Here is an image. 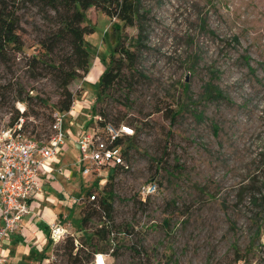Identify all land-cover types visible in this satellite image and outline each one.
<instances>
[{"label": "rangeland", "instance_id": "1", "mask_svg": "<svg viewBox=\"0 0 264 264\" xmlns=\"http://www.w3.org/2000/svg\"><path fill=\"white\" fill-rule=\"evenodd\" d=\"M140 2L147 14L146 37L135 51L139 73L131 77L124 67L129 95L119 85L100 102L98 83L110 51L119 36L137 30L113 31L119 20L93 6L86 10L91 56L87 73L69 84L75 107L63 113L59 148H77L82 108L86 122L100 105L122 115L135 135L127 168L106 166L84 175L76 167L69 186L78 196L75 211L88 200L83 189L112 188V229L120 233L115 252L103 250L109 252L107 264H264V0ZM19 12L23 53L11 67L0 63V132L14 128L11 118L26 109L27 116L18 117L21 133L46 140L58 88L42 67L31 75L24 55L37 53L47 22L34 6ZM149 183L156 191L146 198L140 192ZM69 223L77 243L101 224L93 219L79 229L80 214ZM130 229L131 235L121 232ZM134 242L140 256L131 250ZM57 244L51 240L48 254L54 264L61 260ZM235 251L246 261H235Z\"/></svg>", "mask_w": 264, "mask_h": 264}, {"label": "trees", "instance_id": "2", "mask_svg": "<svg viewBox=\"0 0 264 264\" xmlns=\"http://www.w3.org/2000/svg\"><path fill=\"white\" fill-rule=\"evenodd\" d=\"M27 4L40 10L44 14L47 24L38 40L39 49L37 53L24 55L26 66L33 76L39 74V67L48 70L52 75L53 81L58 88L57 101L52 105L54 111L65 113L70 110L74 96L69 89V84L72 80L83 77L88 71L91 54L85 36L93 31V27L88 26L85 21L86 10L92 6L108 17L115 18L122 23L121 26L112 24L111 28L113 31L117 28L124 31L125 27H134L137 30L135 35L128 38L127 36L118 37V42L109 54V65L106 66L100 75L96 101L100 102L115 88H118L119 85L124 89L123 93L126 96L129 95L131 87L124 88V82L127 78L123 68L126 67L130 71L131 77L134 76V73H139L134 65L135 51L146 37L145 18L147 11L141 5L140 0H14L12 5L5 0H1L0 63L4 64V66H13L15 57L23 53L24 42L18 32L21 28L22 19L19 11L25 8ZM116 53H118V56L115 59ZM21 101L24 102L25 100ZM40 101L45 105L47 104L45 103L46 100L40 99ZM25 104L27 108V103ZM24 111L21 113L16 111V115L11 118L10 123L14 125L18 122V117L27 116V112ZM52 113L48 117V125L52 122ZM96 114H99L102 118V120L97 121L100 125L105 122L121 123L123 118L122 115H113L111 112H107L102 105L97 108ZM171 115L169 114V117H172ZM21 131L23 129H20ZM134 135L135 130L132 135H125L117 141L122 146L121 152L124 164L117 165L112 169L128 167L125 158L129 147L133 146L132 138ZM36 136L26 137L38 139ZM81 192L82 197L86 196L88 200L80 207L79 229L89 228L93 219L101 222V224L97 225L91 232V236L87 239L85 238L83 242L77 243L74 236L70 235V233L56 241L59 244L55 247V254L61 256L59 264H85L93 260L96 252L109 253L108 251H103L106 248L113 252L116 243L119 242L117 234L120 231L112 229L114 213L112 188L110 186L107 187L105 184L101 190L93 186L86 189V191L83 189ZM92 194L95 195L94 199L90 198ZM127 231L129 232L121 230L125 235L126 233L131 235L132 230ZM115 240L116 242H114ZM130 246L137 256L143 253L137 242ZM145 257L149 259L147 255ZM234 260L244 262L246 261V256L235 251ZM48 264L54 263L48 262Z\"/></svg>", "mask_w": 264, "mask_h": 264}, {"label": "built area", "instance_id": "3", "mask_svg": "<svg viewBox=\"0 0 264 264\" xmlns=\"http://www.w3.org/2000/svg\"><path fill=\"white\" fill-rule=\"evenodd\" d=\"M73 107L74 100L70 110ZM52 118L50 135L46 140L23 135L20 122H16L14 128L8 127L0 132V264H4L6 258L2 241L16 230L21 218L28 212L30 199L41 190V169L64 143L63 113L54 111ZM98 120H102L99 114L89 116V125L76 134L74 140L79 149L74 166L84 175L97 172L101 167L113 168L124 164L122 146L117 141L134 133L133 128L123 122L100 125ZM19 121H22V117H19ZM155 191V183H149L142 187L140 193L147 196ZM90 198L94 199L95 195L92 194ZM48 227L53 242L70 233L60 218ZM107 256L108 253L96 252L92 264H107Z\"/></svg>", "mask_w": 264, "mask_h": 264}, {"label": "crops", "instance_id": "4", "mask_svg": "<svg viewBox=\"0 0 264 264\" xmlns=\"http://www.w3.org/2000/svg\"><path fill=\"white\" fill-rule=\"evenodd\" d=\"M79 85L83 87V80ZM93 101L94 99L89 104ZM73 109L70 110L71 113H74ZM82 110L83 113L82 111L78 113L76 134L85 129L89 123L88 120L86 122L84 115L87 110L84 108ZM76 116L77 113L74 117ZM72 144L74 145L73 142ZM78 154V148L73 146L59 148L53 159L41 169V190L30 199L29 210L21 218L16 230L2 241V250L6 257L4 264H48L51 243L49 224L60 218L64 219L62 223L69 232L73 230L69 221L70 218L79 217L80 209L79 213L75 211L77 203L74 204L73 200L78 196L72 190L73 187L70 189L69 186L74 184L72 176L78 169L74 166ZM79 205L81 207V204Z\"/></svg>", "mask_w": 264, "mask_h": 264}]
</instances>
